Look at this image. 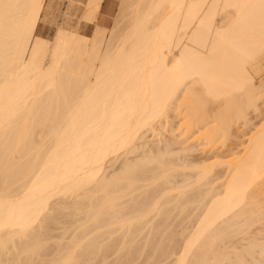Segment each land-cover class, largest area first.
Instances as JSON below:
<instances>
[{"label": "bare ground", "instance_id": "bare-ground-1", "mask_svg": "<svg viewBox=\"0 0 264 264\" xmlns=\"http://www.w3.org/2000/svg\"><path fill=\"white\" fill-rule=\"evenodd\" d=\"M121 1L0 0V264H264V0Z\"/></svg>", "mask_w": 264, "mask_h": 264}, {"label": "rangeland", "instance_id": "rangeland-1", "mask_svg": "<svg viewBox=\"0 0 264 264\" xmlns=\"http://www.w3.org/2000/svg\"><path fill=\"white\" fill-rule=\"evenodd\" d=\"M120 2H122L121 0H103L100 12L98 14V19L95 23H88L87 21L84 20L85 15L87 14V12L89 11V7L86 5L87 0H47V4L49 6L48 9V15L40 22V25L38 27V34L41 35L42 37H45L49 40H53V38L55 37L56 33L58 32V30L62 27L64 28H68L70 30H77L79 33L82 34H86L88 36H91L96 28V26H102V27H106V28H111L114 26L115 24V20L117 18L118 15V11L120 8ZM87 23V24H86ZM84 24V25H83ZM86 26V27H85ZM82 29H79L81 28ZM84 27V28H83ZM264 71H262V74L260 73V75L258 74V77L261 78L262 75V79L264 78ZM262 102V100L260 101ZM259 105L261 106V117H259L258 121L256 119L258 112L255 111H251L249 116H251V118H253V120L255 121L254 124H258V122H260L262 120V117H264L263 113H264V101ZM257 114V115H256ZM257 121V122H256ZM241 128V130H240ZM240 128H235L239 130L238 132L240 133V131L242 133H238V136L234 137L228 142L227 147L224 148V151L227 152L228 151V145L229 147L232 146V143L235 145L233 146V148L238 149L240 148L243 149L245 147L246 141L248 139V132L250 131L249 128L247 130V128L245 130H242V126H240ZM243 131L246 133H243ZM237 132V131H236ZM150 134V133H149ZM243 136V137H241ZM148 137L150 139H152L154 136H152V134L148 135ZM152 137V138H151ZM241 137V138H240ZM156 138V137H155ZM157 138H159V136H157ZM156 138V140H158ZM244 142V143H243ZM240 145V146H236ZM243 146V147H242ZM221 150V151H220ZM238 149V151H240ZM222 148L219 149V152H222ZM223 151V152H224ZM201 152V151H200ZM197 152L196 155H200L201 153ZM224 152V153H225ZM203 154V153H202ZM201 156V155H200ZM225 169H223L224 171ZM225 179L222 178V180H218L219 182H222ZM218 182V183H219ZM264 182L262 183L261 187L263 186ZM262 189H264V186L262 187ZM264 195V194H262ZM264 198V196H262ZM264 206V203H263ZM264 208V207H263ZM252 230L254 231L251 235H255V233L260 232V237L264 238V219L260 220L259 222H257L255 225H253ZM261 230V231H259Z\"/></svg>", "mask_w": 264, "mask_h": 264}]
</instances>
